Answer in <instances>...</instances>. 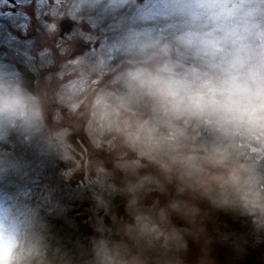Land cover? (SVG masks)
<instances>
[{
	"label": "clouds",
	"instance_id": "1",
	"mask_svg": "<svg viewBox=\"0 0 264 264\" xmlns=\"http://www.w3.org/2000/svg\"><path fill=\"white\" fill-rule=\"evenodd\" d=\"M121 3L132 7H107ZM153 16L175 27L159 31ZM114 27L111 46L125 59L118 91L111 103L108 93L97 96L88 125L111 137L123 177L96 197L110 223L98 218L89 247L74 255L52 245L38 206L0 194V264H187L190 242L196 264H216L208 224L219 211L264 232V170L246 158L264 153V0H155ZM46 120L42 94L0 66V142L15 132L66 158L64 131ZM194 130L214 142L206 146ZM91 167L113 174L99 160ZM21 168L0 156V177ZM116 195L127 200V219L112 210Z\"/></svg>",
	"mask_w": 264,
	"mask_h": 264
},
{
	"label": "flooded vegetation",
	"instance_id": "2",
	"mask_svg": "<svg viewBox=\"0 0 264 264\" xmlns=\"http://www.w3.org/2000/svg\"><path fill=\"white\" fill-rule=\"evenodd\" d=\"M108 2L0 0V66H7L21 77L18 66L26 69L33 76L34 91L37 90L41 76L54 81V85L66 80L45 94V98L52 102L47 104L51 109L47 116V127L64 131L68 143L66 150L72 153L75 160L87 165L88 184H92L90 188L82 184L78 186L79 190L75 186L69 196L65 194L69 198L67 201L71 202L68 205L72 208L71 215H68L63 204L62 210L66 215L56 221L51 217L48 219L51 224L49 234L58 242L65 238L68 243L65 248L76 253L89 247L90 239L96 235L94 225L98 218L103 217L105 224L110 223L109 217L97 208L93 194L98 193V196L107 198L108 191L102 185H96L99 173L90 165L99 160L103 162L106 171L113 173L105 186H120L123 180L122 175L113 168L110 149L114 142L111 137L92 133L88 126L91 109L86 113L76 107L90 96L101 93H108V102H113L118 91V85L113 86L114 77L125 63L119 50L111 46L117 35L114 27L116 20L131 16L138 5L154 7L153 0H130L131 8L121 3L118 9H109ZM152 19L155 21L154 27L159 31L166 32L175 27L165 21L159 26L157 21L160 20L156 16ZM4 39L8 45H3ZM77 81L82 82L78 84ZM59 151L63 152L60 148ZM47 153L53 156L55 152ZM253 163L258 169L264 170V153H260L259 161ZM56 166L65 169L67 164L65 161L58 162ZM111 203L115 213L128 218L125 197L116 195ZM215 213L214 223H209L208 229L212 224L216 227L219 222V230L216 234L215 231L208 232L213 241L212 256L216 264H264V232L257 233L250 218L246 216L223 217L219 212ZM237 229L236 232L229 231ZM199 255V247L190 242L187 264H196Z\"/></svg>",
	"mask_w": 264,
	"mask_h": 264
},
{
	"label": "rangeland",
	"instance_id": "3",
	"mask_svg": "<svg viewBox=\"0 0 264 264\" xmlns=\"http://www.w3.org/2000/svg\"><path fill=\"white\" fill-rule=\"evenodd\" d=\"M153 4L155 6V0H153ZM3 45H8L5 42ZM46 77V76H45ZM107 79H105L106 81ZM104 81V82H105ZM62 82H66V80L58 81V83L55 84L54 81L51 79H45L43 76H41L40 83L37 85V90L40 92L43 96V99L45 101V107H46V113L47 116L50 115L51 109L47 107L50 100H47L45 98V94L49 93L50 91L55 90V86L60 85ZM82 81H77L78 84H80ZM116 86V83L113 85ZM64 96V95H63ZM98 95L90 96L85 102L79 104L76 109L77 110H84V112H88L90 109L92 110L94 100H96ZM110 96H108L109 98ZM61 99V98H60ZM52 101V100H51ZM65 122H68L67 119L63 118ZM47 124V120H46ZM51 130L55 128H50ZM194 134L201 138V142L204 143L206 146L212 144L214 141L213 139L205 134V132H202L200 130H194ZM10 146V150H6ZM68 146V143L65 142L62 146H60V149L63 150V152L67 153V157L64 158L61 155H57L56 153H53L55 156L53 160H56L55 164H53V171L50 170V162L42 161L40 159H36L38 161H29L24 159L19 160H13L17 161L22 165L21 170H10L7 175L4 177H0V194L7 193L11 196H17V197H23L26 202L38 206L40 209L41 215L44 217V219L49 224L48 218H55V220L60 219L61 216H65L66 213H64L63 204L66 206V209L68 211V215H71V207L68 205L71 204V202L67 201L69 198V192L72 191L75 187V189L79 190L78 186H81L82 184H85L87 188H90L88 184V171H87V165L83 164V162L75 160L74 156L70 151L66 150V147ZM13 146L9 144V141L0 142V151L3 152L4 155H9L13 152ZM68 149V147H67ZM59 150V149H58ZM61 152V153H63ZM45 154V153H43ZM52 157V156H50ZM260 157V153H252L251 150H249L246 153L247 159H252L253 162H258ZM43 159H46V155H43ZM50 161V160H49ZM67 164L65 169H58L57 163L58 162H64ZM45 167V168H44ZM98 180L96 185L106 184L108 177L101 176V174H98ZM65 191V192H64ZM78 192V191H77ZM76 192V193H77ZM68 193V194H67ZM67 194V196H65ZM94 197L98 196V193H93ZM149 197L147 200L144 201L145 204H149L151 202V199L153 198ZM62 211V215H60ZM60 212V213H59ZM218 214H225L230 216H234L237 218L240 217L238 214L233 213H227L223 211H219ZM213 215H216V213H213ZM60 216V217H59ZM51 225L49 224V227ZM218 226L219 222L217 223L216 227L212 224V227L209 230L215 231L214 234L217 233L219 230ZM229 231H238L237 230H229ZM51 243L54 246L55 244L60 243L59 245L63 248V250L72 253L77 254L76 252L71 251L70 249H66V245L68 244L66 239L63 243L62 241L58 242L56 239H54L51 235Z\"/></svg>",
	"mask_w": 264,
	"mask_h": 264
},
{
	"label": "trees",
	"instance_id": "4",
	"mask_svg": "<svg viewBox=\"0 0 264 264\" xmlns=\"http://www.w3.org/2000/svg\"><path fill=\"white\" fill-rule=\"evenodd\" d=\"M157 24L160 26L162 24V21L161 20L157 21ZM5 141H9V144H11L13 146L12 147L13 152L11 154L7 155L11 160H19L22 158L24 160H29V161L33 162V161H38V160H36L38 158L42 161H46V162L48 161L50 163L52 161V164H50L49 167H50V170L53 171V168H54L53 164H55V162H56V160H53L55 156L53 155L52 157H50L51 155H48L47 150H45V148H44L43 142H41L39 140V138H33L31 140H27V139L25 140V138L23 136L19 135L18 133L10 132V133H8V135L6 137V140H4L3 142H5ZM43 153H45V154H43ZM43 155H46V159L42 158ZM0 156H4L2 151H0ZM2 177H4V176H2ZM60 215H62V214L60 213ZM222 216L227 217L228 215L223 214ZM53 220L56 221L55 218ZM59 230H60V228L57 229V232H59ZM61 241L63 242V239H61ZM56 246L59 247L58 244L54 245V247H56Z\"/></svg>",
	"mask_w": 264,
	"mask_h": 264
},
{
	"label": "water",
	"instance_id": "5",
	"mask_svg": "<svg viewBox=\"0 0 264 264\" xmlns=\"http://www.w3.org/2000/svg\"><path fill=\"white\" fill-rule=\"evenodd\" d=\"M139 1H142V0H139ZM18 70L21 72L22 74V78L25 80L26 82V85L31 89L33 90V76L24 68L18 66ZM31 76V78H30ZM10 146H8V148L6 150H10ZM92 163V161H91ZM90 168H91V165H90Z\"/></svg>",
	"mask_w": 264,
	"mask_h": 264
}]
</instances>
